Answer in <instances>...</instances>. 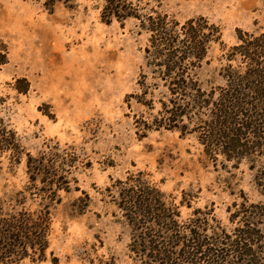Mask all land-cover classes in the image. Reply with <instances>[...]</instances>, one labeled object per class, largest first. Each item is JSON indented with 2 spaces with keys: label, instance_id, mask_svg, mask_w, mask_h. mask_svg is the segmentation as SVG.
Returning <instances> with one entry per match:
<instances>
[{
  "label": "rangeland",
  "instance_id": "obj_1",
  "mask_svg": "<svg viewBox=\"0 0 264 264\" xmlns=\"http://www.w3.org/2000/svg\"><path fill=\"white\" fill-rule=\"evenodd\" d=\"M133 1L142 15L162 13L180 23L203 17L215 26L204 58L187 73L200 94L188 90L169 102L158 59L146 51L149 32L134 17L106 22L105 0L56 1L51 8L45 0H0L1 115L24 152L38 157L56 146L75 158L67 173L61 170L69 183L56 202L35 193L39 179L27 190L26 153L20 161L0 154L3 210H49L45 258L20 264H169L152 250H130L133 228L120 192L139 177L176 213L177 226L161 233L170 251L198 236L209 254L193 264H264L262 149L248 147L238 157L235 150L229 159L223 140L209 146L205 136L218 128L215 106L229 87L226 72L247 66L239 52L244 36L264 33V0ZM255 138L246 132L244 142ZM154 229L148 237H156ZM247 231L249 240L242 237Z\"/></svg>",
  "mask_w": 264,
  "mask_h": 264
},
{
  "label": "trees",
  "instance_id": "obj_2",
  "mask_svg": "<svg viewBox=\"0 0 264 264\" xmlns=\"http://www.w3.org/2000/svg\"><path fill=\"white\" fill-rule=\"evenodd\" d=\"M56 1L71 3L75 0H45V4L51 8ZM102 17L106 22H110L112 18L124 20L134 17L140 21V27L149 32L150 46L146 51L149 54L150 50L153 51V57L158 59L154 65L161 69L159 72L163 73L162 78L167 82L169 102L175 105V100L186 96L188 90L201 93L197 81L187 73L204 58L210 38L217 31L213 24H208L203 17L190 18L180 23L162 13L142 15L139 4L133 0H105ZM239 46L240 54L247 58V66L243 72L231 69L226 72L225 76L231 83L229 82L227 89H223V102H218L217 107L215 106L214 119L218 128L205 135H209V146L213 141L223 140L224 153L229 159L233 156L232 151L236 150L238 157L248 151V147H259L262 149L259 155H264V33L252 36L250 40L244 36ZM3 59H0V63L5 62ZM171 73L174 76L167 80ZM25 90L27 86L20 89L21 92ZM2 101L4 99L0 98V154L9 151L13 160L20 161L26 152L19 144L16 132L1 115ZM253 105L256 107H252ZM182 112L180 109L173 110L174 117ZM250 112L253 114H249ZM243 114L245 116H241ZM246 132H252L256 137L252 145L244 142ZM72 153L63 152L56 146H48L46 154L38 157L26 153L27 174L31 181L27 190L35 189L34 182L39 179L43 185L35 193L42 199L60 201L57 190L64 187V184L66 186L63 189L68 188L69 181L64 172L67 173L73 165L75 158ZM134 181V184H128L127 188L120 192V207L133 228L130 250L137 254L146 253L147 249L152 250L159 260L180 264L170 259L169 252L175 254L176 251L167 248L165 236L161 234L177 226L176 213L165 203L159 190L141 177ZM20 193L22 196L17 201L21 203L25 196L23 192ZM152 228L158 231L155 238L148 237V230L151 231ZM49 230L50 217L47 206L36 211L23 208L13 212H7L0 206V264H20L25 259L33 262L43 260L49 244ZM248 234L250 232H244L243 239H251L246 237ZM191 240V244H184L179 253H176L186 264L192 261L198 263L197 259L200 260L201 256L206 257L209 254L205 249L208 242L204 238L191 236ZM241 246L248 250L245 243L242 242ZM209 263L217 264L214 261Z\"/></svg>",
  "mask_w": 264,
  "mask_h": 264
}]
</instances>
